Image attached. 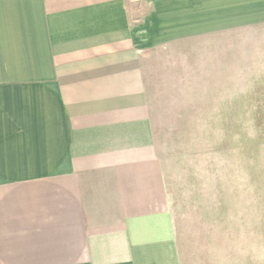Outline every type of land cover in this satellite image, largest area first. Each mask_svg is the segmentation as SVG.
I'll return each instance as SVG.
<instances>
[{
	"label": "crops",
	"instance_id": "obj_1",
	"mask_svg": "<svg viewBox=\"0 0 264 264\" xmlns=\"http://www.w3.org/2000/svg\"><path fill=\"white\" fill-rule=\"evenodd\" d=\"M249 82L264 0H0V264H187L173 141Z\"/></svg>",
	"mask_w": 264,
	"mask_h": 264
},
{
	"label": "rangeland",
	"instance_id": "obj_2",
	"mask_svg": "<svg viewBox=\"0 0 264 264\" xmlns=\"http://www.w3.org/2000/svg\"><path fill=\"white\" fill-rule=\"evenodd\" d=\"M181 125L173 205L187 264H264V95ZM236 104V103H234Z\"/></svg>",
	"mask_w": 264,
	"mask_h": 264
}]
</instances>
